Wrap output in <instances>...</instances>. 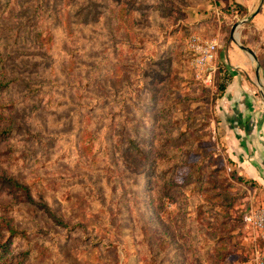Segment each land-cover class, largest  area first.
<instances>
[{
  "label": "rangeland",
  "instance_id": "obj_1",
  "mask_svg": "<svg viewBox=\"0 0 264 264\" xmlns=\"http://www.w3.org/2000/svg\"><path fill=\"white\" fill-rule=\"evenodd\" d=\"M89 1L72 0L76 19L90 8L88 23L76 27L78 32L72 36L64 24L65 1L55 0V6L51 3L55 17L39 23L40 30H47L48 21L49 36L34 43L26 34L9 51L4 72L8 77L28 76L38 82L39 91L27 96L29 87L22 83L0 95V104L17 101L13 112L9 107L3 110L12 112L7 117L20 127L0 149L25 145L22 128L47 134L73 132L70 141L77 142L76 118L87 117L90 111L101 117L106 102L122 106L115 121L119 123L120 117L131 121L139 145L153 158L159 154L163 162L170 145L175 143L173 148L184 151L181 143L187 137L203 132L208 137L189 144L192 153L183 159L187 165L177 168L173 188L167 186L168 173L157 178L152 166L138 158L132 161L131 156L132 173L115 162L88 165L86 159L71 163L63 158L51 163L52 154L70 139L66 136L56 140L50 152L38 153L36 161L27 166L18 163L21 169L0 159V174L30 184L36 181L35 199L41 194L40 200L67 224L58 226L36 204L2 192L0 240H5L9 228L29 232L11 243L13 253L31 249L22 264H253L256 253L264 252V233L247 226L243 216L250 204L264 205V190L237 179L239 172L225 152L215 107L224 73L217 50L231 29L233 4L226 0H124L123 5L121 0ZM32 2L13 1L12 21L22 23ZM125 35L127 45L112 50L113 42ZM193 38L202 45L214 44L215 58L201 61L191 46ZM87 81L93 85L81 93L80 85ZM113 92L126 93L127 99L121 94L113 97ZM96 96L108 100H91ZM81 104L92 107L79 110ZM163 106H170V112L162 113ZM52 121L60 125L51 127ZM186 122L194 129L179 138L178 129L184 130ZM91 184L102 194L93 192ZM201 203L210 206L202 219L196 211ZM244 232L252 239L245 241ZM102 239L112 245L106 248L107 244H100ZM210 239L219 241L209 244Z\"/></svg>",
  "mask_w": 264,
  "mask_h": 264
},
{
  "label": "trees",
  "instance_id": "obj_2",
  "mask_svg": "<svg viewBox=\"0 0 264 264\" xmlns=\"http://www.w3.org/2000/svg\"><path fill=\"white\" fill-rule=\"evenodd\" d=\"M13 1L15 0H0V95L8 92L13 85H20L23 83L24 85L29 87V93L27 94V96H29L31 95V93L39 91V88L37 87L38 82H35V80L30 79L26 75L18 76V74L16 73L12 74V77H8V75L4 71L8 62L10 53L9 51H13V49L18 45V40L21 38L24 39L26 34H31V38L34 43H42L44 37L46 35L49 36L50 26L48 24V21L47 30H40L39 28L43 26H41L39 23L43 22L44 19H47V17L50 15L55 17L56 9H53L51 5V3L54 2L55 6V0H33V2L26 7L29 15L24 17L23 22L19 24H16L12 21L13 8L10 7V5H12ZM64 1L65 4L63 8H65V11H67L64 12V14L66 15V21L64 22V24H66V29L69 32L68 35L72 36L74 32H78L75 29L76 27H84L88 23L85 17L88 16L87 10H90V8L87 7L83 16L76 19L74 18L75 13L73 12V9L71 7L74 3L72 2V0ZM125 2L126 1L121 0L120 5L125 4ZM235 9L239 14L243 12L241 7L237 4L235 6ZM20 29H25V31L21 32ZM116 30H118V28H116ZM127 43L128 38L127 35H125L120 40H115L113 42V46H110V48L114 51H117L119 47H124L127 45ZM42 45L43 44H41V46ZM219 72H221V70ZM228 79V74L224 72L221 78V82L218 85L219 94L224 90L225 84ZM88 81L85 86L80 85L82 88L81 93H83L86 88H90L93 85V83H88ZM31 84L32 86H29ZM120 94L122 98H124L125 100L127 99L126 93L121 92H119V94H115L113 92V97H117ZM93 99H100L102 100V103L103 101L108 100V98H103L102 96L92 97L91 100ZM16 104L17 101L13 99H11V102L9 104H0V144L9 138H14L16 135V131L20 129V127L14 126L12 117H7L8 115H10V113L13 112L12 109L15 108ZM89 105L81 104L79 110L82 108H87L89 107ZM8 107V111L11 110L12 112L5 114L6 112L3 109ZM59 107H62L61 104H59ZM164 108L165 110H163L162 113L167 114L170 112V106H163L162 109ZM101 110L105 111V113L102 114L101 117H96L95 114L90 111L87 117H85V114H83L82 116L76 118L75 127L79 130V137L77 142L75 140L70 141L71 138L74 137L73 132L47 134L40 132H31L27 128H22V132L25 135L23 142L25 143V145H8L7 147L0 149V159H3L6 162H10L14 167H16L15 169H21L18 166V163L27 166L32 160L36 161V157H38L39 154L50 152L54 142L66 136L70 139L65 144V147H62L60 150L52 154V156H54V159L52 161L51 159L49 160L51 161V163H55L56 160L63 158H65L67 161H70L71 163H80L81 161H84V159H86L85 163L88 165L101 163L102 161L106 163L109 162V165H112V162H115L117 164L119 163L121 166L127 169L128 172L132 173V169L129 168L132 163L128 160L131 156L132 161L133 158H138V160H140L144 165H146L147 163V165L152 166L153 173L157 178L168 173L170 175V180L167 183V186L173 188V178L176 174L175 172L177 168L181 164L184 165L185 162H183V159L189 157V155H191L192 153V149L189 144L197 143L198 141L204 139V137H208V134L205 132H203V134L195 133L193 134V136L187 137L181 143L182 146L186 147L184 151L182 150L183 152L178 146H175V148H173L175 143L170 145V152L169 154H167L168 157L166 161L163 162L164 158H159V154H157L156 157L153 158L152 156H150V152L145 151L139 145L140 142L137 141L134 134H132L131 132V128L129 127L132 123L131 121L121 117L118 120L119 123L115 121V117H119L123 111L122 106L118 108V105L114 106L113 104H108L106 102ZM58 125H60V122H50L51 127L55 128L58 127ZM193 127V125L191 126L190 123L186 122V127L184 128V130H181V127L180 129H178L179 138L182 135L188 134V132L190 131L192 132ZM197 128L198 127H196V131ZM171 140H173V138H170V141ZM93 147L95 148L93 149ZM71 149L74 150V155L71 154ZM64 150H66V154H64ZM151 157L153 159L149 160V158ZM149 161H152V164L148 163ZM10 163L9 165L13 167ZM164 164L167 165V168H164ZM237 179L242 182L257 184L252 179L243 177L240 174H237ZM35 182L36 181L30 184L27 180H20L13 175L3 173L0 174V193H9L12 196L18 198L22 197L25 199V201L36 204L38 208L42 210L53 223L58 226L60 225L66 227V222H64L63 219L58 216L46 202L40 200L43 199L41 194H37L38 198L35 199L34 189L35 191H37V188L34 186ZM91 188L93 192L94 190H96L99 194H102L101 192H99L101 190L100 188L96 189L93 185ZM112 191H115L114 187H112ZM99 207L102 206L99 205ZM208 210H210V206H206L204 203L199 204L196 209V211H198L200 219L208 216ZM205 213L207 216H203L205 215ZM7 231L8 236L3 242L0 238V264H22L23 262H25V260L28 259L31 249L27 252L13 253L11 249V243L16 237L20 236L26 238L29 232L25 230H17L15 228H9ZM209 241V244H216L219 239H210ZM100 244H107L106 248H109L112 245V243H108L104 239L101 240Z\"/></svg>",
  "mask_w": 264,
  "mask_h": 264
},
{
  "label": "crops",
  "instance_id": "obj_3",
  "mask_svg": "<svg viewBox=\"0 0 264 264\" xmlns=\"http://www.w3.org/2000/svg\"><path fill=\"white\" fill-rule=\"evenodd\" d=\"M225 2L233 4V22L217 56L229 79L216 100V114L228 158L264 190V0ZM246 235L245 241L252 239Z\"/></svg>",
  "mask_w": 264,
  "mask_h": 264
},
{
  "label": "built area",
  "instance_id": "obj_4",
  "mask_svg": "<svg viewBox=\"0 0 264 264\" xmlns=\"http://www.w3.org/2000/svg\"><path fill=\"white\" fill-rule=\"evenodd\" d=\"M197 38L192 39L191 46L200 53V60L206 62L215 58V45L214 44H199ZM244 222L247 226L252 227L254 230L264 231V205L250 204L247 212L244 214ZM253 264H264V252L256 253Z\"/></svg>",
  "mask_w": 264,
  "mask_h": 264
},
{
  "label": "water",
  "instance_id": "obj_5",
  "mask_svg": "<svg viewBox=\"0 0 264 264\" xmlns=\"http://www.w3.org/2000/svg\"><path fill=\"white\" fill-rule=\"evenodd\" d=\"M241 21H246V18H244L243 20H241Z\"/></svg>",
  "mask_w": 264,
  "mask_h": 264
}]
</instances>
